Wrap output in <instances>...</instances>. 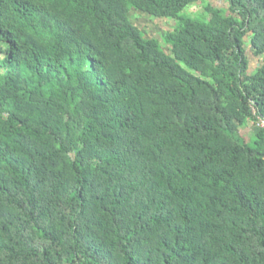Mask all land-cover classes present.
Wrapping results in <instances>:
<instances>
[{"label":"trees","instance_id":"trees-1","mask_svg":"<svg viewBox=\"0 0 264 264\" xmlns=\"http://www.w3.org/2000/svg\"><path fill=\"white\" fill-rule=\"evenodd\" d=\"M205 1L0 0V264H264V0Z\"/></svg>","mask_w":264,"mask_h":264},{"label":"rangeland","instance_id":"rangeland-1","mask_svg":"<svg viewBox=\"0 0 264 264\" xmlns=\"http://www.w3.org/2000/svg\"><path fill=\"white\" fill-rule=\"evenodd\" d=\"M208 4H212L214 6L219 7H224L227 5L225 0H206L204 3L192 5L185 11V13L191 15L194 18L198 17L196 13L202 12L204 10V7ZM129 18L131 19L134 26L140 28L145 34V36L150 39H160L161 35H163V33L167 32L168 30H171L173 26V21L158 20L149 15H145L134 10H131V12L129 13ZM246 49L250 65L249 72L250 74H255L258 67L261 66L263 59L253 56L249 40H246ZM239 136L240 140H244L248 143L254 136V129L252 127H248L243 130H240Z\"/></svg>","mask_w":264,"mask_h":264},{"label":"built area","instance_id":"built-area-1","mask_svg":"<svg viewBox=\"0 0 264 264\" xmlns=\"http://www.w3.org/2000/svg\"><path fill=\"white\" fill-rule=\"evenodd\" d=\"M260 127H261V128H264V121H262V122L260 123Z\"/></svg>","mask_w":264,"mask_h":264}]
</instances>
